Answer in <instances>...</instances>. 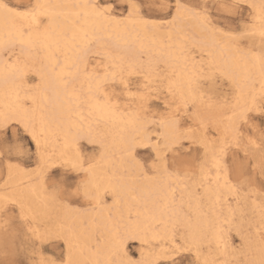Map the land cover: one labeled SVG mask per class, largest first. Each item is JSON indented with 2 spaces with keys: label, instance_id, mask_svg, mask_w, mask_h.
<instances>
[{
  "label": "snow or ice",
  "instance_id": "6c2138e0",
  "mask_svg": "<svg viewBox=\"0 0 264 264\" xmlns=\"http://www.w3.org/2000/svg\"><path fill=\"white\" fill-rule=\"evenodd\" d=\"M0 264H264V0H0Z\"/></svg>",
  "mask_w": 264,
  "mask_h": 264
},
{
  "label": "rangeland",
  "instance_id": "374dc122",
  "mask_svg": "<svg viewBox=\"0 0 264 264\" xmlns=\"http://www.w3.org/2000/svg\"><path fill=\"white\" fill-rule=\"evenodd\" d=\"M13 2H15V0H13ZM207 2H208V3H213L214 0H207ZM109 203H111V201H109ZM237 255H239V254H237Z\"/></svg>",
  "mask_w": 264,
  "mask_h": 264
}]
</instances>
